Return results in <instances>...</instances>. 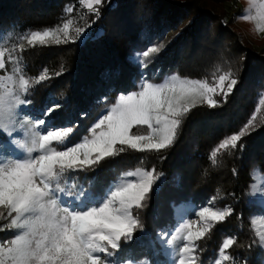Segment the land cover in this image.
<instances>
[{"label":"trees","instance_id":"trees-1","mask_svg":"<svg viewBox=\"0 0 264 264\" xmlns=\"http://www.w3.org/2000/svg\"><path fill=\"white\" fill-rule=\"evenodd\" d=\"M221 2L227 8L215 9L204 0H102L90 10L83 0H0V75L9 84V91L0 94V118L5 113L10 128L14 119L28 122V132L17 138L20 143L11 145L20 153L32 147L35 118L53 129H72L64 144H52L63 150L81 142L121 94L138 91L143 82L178 77L213 83L224 73L237 80L226 99L220 90L212 96L216 106L198 101L181 116L165 149L123 146V152L99 165L65 171L52 181L54 187L78 192L85 209L100 206L115 186L153 171L151 193L132 209L139 222L135 236L121 241L114 254L124 264H179L186 246L193 250L185 252V264H264V242H257L253 231L264 225V109L259 106L264 50L249 47L230 27L239 14L236 0ZM65 24L68 43L63 42ZM37 31L57 32L61 43L48 39L30 45L28 38ZM53 106L58 107L45 116ZM1 128L0 140L6 142L0 144L6 146L11 141ZM132 133L147 135L149 130L137 126ZM237 133L242 139L236 147H220ZM2 146L3 161L10 147ZM204 207L229 214L209 220L199 239L186 240V221ZM8 237L0 229V240ZM228 238L233 243L224 249Z\"/></svg>","mask_w":264,"mask_h":264},{"label":"snow or ice","instance_id":"snow-or-ice-1","mask_svg":"<svg viewBox=\"0 0 264 264\" xmlns=\"http://www.w3.org/2000/svg\"><path fill=\"white\" fill-rule=\"evenodd\" d=\"M86 2L91 10L93 4L100 5L102 0ZM67 29L65 24L64 43L69 42ZM84 31L77 29L79 33ZM48 39L61 43L60 35L54 31L34 32L28 43L31 45L38 41L46 44ZM152 51L158 49L153 48ZM0 67H3L2 63ZM230 75H220L215 86L207 81L178 77L161 84L143 82L138 91L121 94L119 102L90 128V134L84 136L81 142L63 150L52 144H64L72 132L71 128L49 129L46 134L33 138L28 152L38 149V157L29 156L0 166V208L8 209L9 216L15 213L8 227L23 230L9 242V246H0V256L6 252L11 264H111L110 258L120 250L121 241L129 243L135 236L139 222L132 209L141 207L142 201L151 193L153 171H144L138 180L115 186L100 206L87 211L65 206L60 194L70 196L71 193H66L58 185L54 187L52 181L65 171H83L85 166L99 165L106 158L123 152V146L136 151L165 149L174 140L181 123L180 117L195 107L198 101H206L214 107L216 101L212 95L218 94V89L225 99L232 93L237 80L230 79ZM40 79H45V76ZM23 84L26 85L27 81ZM21 103L26 106L30 101ZM260 103L264 104V100ZM56 107L53 106L45 116L51 115ZM38 123L45 125L44 120ZM137 126H146L149 134H133L132 129ZM5 128L11 135L12 130L7 129V125ZM241 139L242 133L233 134L220 147H236ZM127 175L135 176L137 173L129 172ZM228 214L226 211H212L208 207L198 213L205 221L223 220ZM185 227L189 229L186 240L203 236V232H192L190 224ZM207 230L206 226L204 231ZM232 243L233 239L228 238L223 248L227 249ZM192 250V246L180 250L179 264H185V252ZM0 264H5V261L0 259Z\"/></svg>","mask_w":264,"mask_h":264},{"label":"rangeland","instance_id":"rangeland-1","mask_svg":"<svg viewBox=\"0 0 264 264\" xmlns=\"http://www.w3.org/2000/svg\"><path fill=\"white\" fill-rule=\"evenodd\" d=\"M204 1L211 2L214 5L213 7L215 9L221 10L222 6L224 8H227V4L222 5L223 2H221V1H224V0H204ZM83 4H84V6L89 7L86 0H83ZM235 5L238 8L239 14L236 15V17L232 21L230 27L234 30V32H236L237 34H239L242 37L243 41L245 40L246 43H248L247 45L249 47L252 46L257 51L261 50V49L264 50V0H236ZM0 63H2L1 54H0ZM210 72L214 73V71H210ZM219 76H217L215 78L213 83L207 81L209 83V85L215 86V81L218 79ZM8 91H9L8 79L5 75H0V94L1 95L5 94ZM214 95L215 94H213L212 96H214ZM260 100H264V96L263 97L261 96L259 101ZM259 106H262V104L260 103ZM4 108H5V103H2L1 109L4 110ZM263 109H264V104H263ZM40 120H42V119L35 118L31 121V126L34 129L35 134H36V135H34V138H38L39 135H44V134H46V132L49 129H53L49 126L41 125L40 123H38V121H40ZM13 121H14V123H12V126L10 128L8 126V123H7L6 114L2 113L1 118H0V124H1L0 126L2 127L1 129L5 133H7L8 139L12 143L7 142L6 146L7 147L9 146L10 148H7V150H6V146H2L6 142V139L0 140V141H3L2 142L3 144L1 143L0 145L3 148H5L4 150L7 151V154L3 155V161L0 158V166H3L5 164H9L10 162H14V161H22V160L28 158L29 156L36 158L40 155V152H37L36 150H33L31 153H29L28 151L25 153H20L16 147L12 148L14 143H17V144L20 143L19 139H17V138L20 137L21 135H24V133L26 134L28 132V128H27L28 122H23V119L22 120L14 119ZM5 125H7V129L12 130L11 135L8 134V132L5 128ZM66 128H68V127H66ZM57 129L60 130L61 128H57ZM77 187H80V186L76 185V188ZM65 192L71 193V195L70 196H64V194H60L62 196L63 204L69 208H70V205H75L76 208H70L72 210L87 211V210L91 209L92 207H96V206H88L87 208L82 209L81 208V204H82L81 195L78 192H76L75 190H73L72 192H70L69 190H65ZM77 199H79V200H77ZM8 211L9 210L6 208H0V213H2V215H0V229H4L7 231V233H9V237L7 239L0 240V246H9V242L23 232L22 229L15 228V227H11V228L8 227L11 223V220L15 217V213H12V215L9 216ZM188 224H190L192 226L190 229L192 232H197V231H201V230L204 231L206 226H207V228H209L211 223L209 220L205 221L204 219L199 217V215L197 214V215L193 216L192 218H189L186 221L184 226H186ZM187 231H189L188 228H187ZM253 231H254V236L256 238V241L263 243L264 242V225L263 226L262 225L261 226L256 225L254 227ZM209 253L210 252H207V254H209ZM98 255L103 256L104 254L98 253ZM0 259H3L5 261V264H11V261H10L6 252L3 254V256H0ZM115 259L116 258L114 257V255L110 258L111 264H124L123 262L115 260ZM132 264H134V263H132ZM219 264H226V263H225V261H221Z\"/></svg>","mask_w":264,"mask_h":264}]
</instances>
